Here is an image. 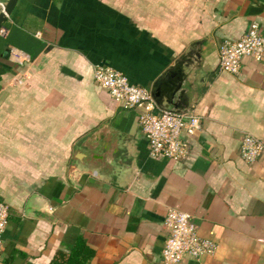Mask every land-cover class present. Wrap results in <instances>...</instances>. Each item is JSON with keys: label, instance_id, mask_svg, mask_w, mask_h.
Masks as SVG:
<instances>
[{"label": "crops", "instance_id": "1", "mask_svg": "<svg viewBox=\"0 0 264 264\" xmlns=\"http://www.w3.org/2000/svg\"><path fill=\"white\" fill-rule=\"evenodd\" d=\"M251 20L264 35V0H16L0 24V264H51L78 236L84 264H160L168 207L215 244L182 264H264V154L238 152L243 133L264 140L263 67L218 66ZM94 64L199 117L183 159L148 155Z\"/></svg>", "mask_w": 264, "mask_h": 264}, {"label": "built area", "instance_id": "2", "mask_svg": "<svg viewBox=\"0 0 264 264\" xmlns=\"http://www.w3.org/2000/svg\"><path fill=\"white\" fill-rule=\"evenodd\" d=\"M3 4L0 2V11ZM2 33L3 29H0ZM243 57L260 62L264 72V35L255 20L247 24L240 37L226 38L218 47V66L223 71L237 73ZM91 71L93 81L108 93L115 104L137 111V123L146 140L148 155L180 160L188 154V137L200 129L199 117L195 113L158 106L148 89L130 83L122 72L111 66L94 64ZM238 152L245 162H253L264 154V140L243 133ZM7 217V205L0 200V245ZM163 225L166 236L160 251V264H182L184 257L196 259L212 254L215 244L198 235L188 213L168 207Z\"/></svg>", "mask_w": 264, "mask_h": 264}, {"label": "trees", "instance_id": "3", "mask_svg": "<svg viewBox=\"0 0 264 264\" xmlns=\"http://www.w3.org/2000/svg\"><path fill=\"white\" fill-rule=\"evenodd\" d=\"M92 254V250L88 248L81 237H77L68 255L63 253L56 254L51 264H61V260L67 264H84L85 260Z\"/></svg>", "mask_w": 264, "mask_h": 264}, {"label": "water", "instance_id": "4", "mask_svg": "<svg viewBox=\"0 0 264 264\" xmlns=\"http://www.w3.org/2000/svg\"><path fill=\"white\" fill-rule=\"evenodd\" d=\"M16 3V0H6V2H4V4H3V10L2 11H0V24L5 20V18H6V16L11 12V10H12V8H13V6H14V4ZM188 49L189 50H191V52H189L187 55H190L191 56V54H194L193 55V57L195 56V58H196V60L195 61H197V62H200V55H199V52H195L194 50H193V45H190L189 47H188ZM181 60H182V58H181ZM186 62V65H189V66H191L192 64L191 63H189L187 60H185ZM199 66V65H198ZM184 81H186V76L184 75L182 78H181V80H178V82H177V84H176V88H175V90L171 93V98H172V96L173 95H175V92H177V90H178V92H179V94H176V96H177V98H176V100L179 98V96H181V94L184 92V90H182V88H181V86H182V84H183V82ZM188 81V80H187ZM154 97V96H153ZM171 104H174V102L173 103H171ZM176 110H178V111H185V110H188L187 108V106L186 107H177L176 105H174L173 106Z\"/></svg>", "mask_w": 264, "mask_h": 264}]
</instances>
